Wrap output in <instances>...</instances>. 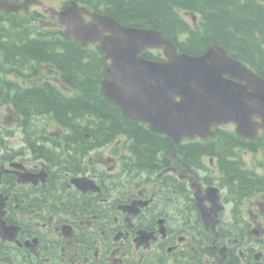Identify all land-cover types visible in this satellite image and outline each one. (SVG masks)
Returning <instances> with one entry per match:
<instances>
[{
    "label": "flooded vegetation",
    "instance_id": "flooded-vegetation-1",
    "mask_svg": "<svg viewBox=\"0 0 264 264\" xmlns=\"http://www.w3.org/2000/svg\"><path fill=\"white\" fill-rule=\"evenodd\" d=\"M39 1L0 0V26ZM217 134L199 164L166 140L159 172L140 176L120 142L0 132V264H264V131Z\"/></svg>",
    "mask_w": 264,
    "mask_h": 264
},
{
    "label": "trees",
    "instance_id": "trees-1",
    "mask_svg": "<svg viewBox=\"0 0 264 264\" xmlns=\"http://www.w3.org/2000/svg\"><path fill=\"white\" fill-rule=\"evenodd\" d=\"M89 7L99 10L103 5L105 12L111 14L124 24L136 27L153 28L174 41L176 45L189 54L202 53L205 48L216 43L223 46L230 55L258 69L264 63V49L259 39H264V8L250 2L244 4L233 0H77ZM189 9L201 15V29L189 28L187 22L175 11V7ZM261 9V10H260ZM45 33V32H44ZM59 32H51L54 36ZM42 36L45 38L42 39ZM40 41L29 45L23 43L16 51L22 59L16 58L10 51L7 57L0 59V68L7 65L16 66L29 54L31 60L56 63L58 70H67L69 80L65 82L75 91L73 98H65L59 92H52L46 85L40 89H20L16 84L0 77L7 89H0V105L11 104L25 119L39 115H54L55 119L66 128L89 131L97 139L114 140L115 137L126 135L134 140L132 150L138 164L144 169L154 171L159 166L158 153L167 149L168 144L162 137L153 133L148 126L132 121L120 108L108 102L100 92V81L106 76L107 62L99 50L83 48L77 43L66 39L61 42V53L55 55L57 38L42 35ZM262 38V39H261ZM258 56L253 57L254 53ZM28 53V54H27ZM148 59H159L160 54L144 52ZM4 61V62H3ZM31 61H26L22 68ZM264 76V69L257 70ZM0 72H3L1 70ZM27 76L24 72H18ZM68 84V85H69ZM81 123L83 125H81ZM187 147V146H185ZM189 160L198 163L203 147L192 146ZM248 189L249 184H245Z\"/></svg>",
    "mask_w": 264,
    "mask_h": 264
},
{
    "label": "water",
    "instance_id": "water-1",
    "mask_svg": "<svg viewBox=\"0 0 264 264\" xmlns=\"http://www.w3.org/2000/svg\"><path fill=\"white\" fill-rule=\"evenodd\" d=\"M81 13L73 3L59 18L69 25L66 32L71 39L81 45L100 41L101 50L113 62L107 69L111 80H104L102 92L131 119L149 124L175 143L184 137L206 138L212 126L229 122L236 123L237 132L247 138L264 128V79L219 46H209L200 56L178 54L174 43L157 30L124 27L97 14L95 23L85 24ZM152 48H163L169 61L140 56Z\"/></svg>",
    "mask_w": 264,
    "mask_h": 264
},
{
    "label": "rangeland",
    "instance_id": "rangeland-1",
    "mask_svg": "<svg viewBox=\"0 0 264 264\" xmlns=\"http://www.w3.org/2000/svg\"><path fill=\"white\" fill-rule=\"evenodd\" d=\"M40 3L41 5H44V7L41 8L40 6L39 10L41 11V13L48 15L46 18L48 20L50 18L49 16L51 15V12L53 13L55 10L59 9L62 6V3L60 0H40ZM48 20L46 21L47 23L49 22ZM10 78L14 79V76H10ZM8 117H9V113L5 108L0 112V123L2 125H6ZM54 129H57V128L54 127ZM245 158L246 160L250 161L251 159L254 158V156H252V154H249V155L247 154Z\"/></svg>",
    "mask_w": 264,
    "mask_h": 264
}]
</instances>
